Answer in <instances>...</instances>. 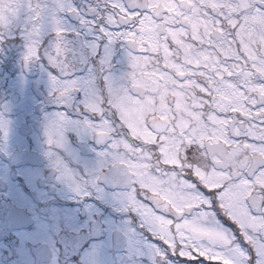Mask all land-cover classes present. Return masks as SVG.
<instances>
[{
	"label": "clouds",
	"instance_id": "clouds-1",
	"mask_svg": "<svg viewBox=\"0 0 264 264\" xmlns=\"http://www.w3.org/2000/svg\"><path fill=\"white\" fill-rule=\"evenodd\" d=\"M10 41L41 100L9 155L0 98V154L52 210L29 264H264V0H0Z\"/></svg>",
	"mask_w": 264,
	"mask_h": 264
},
{
	"label": "flooded vegetation",
	"instance_id": "flooded-vegetation-1",
	"mask_svg": "<svg viewBox=\"0 0 264 264\" xmlns=\"http://www.w3.org/2000/svg\"><path fill=\"white\" fill-rule=\"evenodd\" d=\"M0 98L12 103L9 119L14 121V126L9 130V155L30 151L35 147V140L28 131L31 122L25 113L39 103L41 96L35 77L32 75L26 79L23 77L17 45H9L7 50L0 54ZM21 121H23L22 127ZM73 139L75 140V137ZM3 151L4 149L0 148V153ZM0 179L7 180L6 186L0 188V264H8L9 261L17 259L20 264H29L30 256L27 249H31V244L25 249L21 247L22 242L44 229L43 222L52 210L43 202V197L38 198L37 189L29 182L23 171V165L9 164L8 157L2 154H0ZM21 209L23 212L20 211ZM55 210L64 214H74L81 222L86 220L82 206L76 201L58 200ZM104 211L107 212V209ZM87 248L88 245L85 244L80 252ZM80 259L79 253L70 256L71 264H80ZM180 264H198V262L182 260Z\"/></svg>",
	"mask_w": 264,
	"mask_h": 264
},
{
	"label": "rangeland",
	"instance_id": "rangeland-1",
	"mask_svg": "<svg viewBox=\"0 0 264 264\" xmlns=\"http://www.w3.org/2000/svg\"><path fill=\"white\" fill-rule=\"evenodd\" d=\"M18 44V41H10L9 42V45H17Z\"/></svg>",
	"mask_w": 264,
	"mask_h": 264
}]
</instances>
